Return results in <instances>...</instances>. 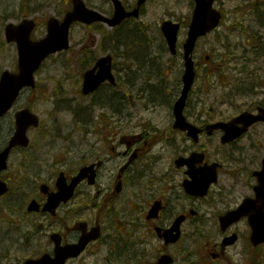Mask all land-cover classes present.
I'll return each instance as SVG.
<instances>
[{"label": "flooded vegetation", "instance_id": "flooded-vegetation-1", "mask_svg": "<svg viewBox=\"0 0 264 264\" xmlns=\"http://www.w3.org/2000/svg\"><path fill=\"white\" fill-rule=\"evenodd\" d=\"M138 1L131 0L127 10H134ZM66 5L65 15L72 2ZM86 6L106 16L113 14L92 0H86ZM139 9L142 16L148 13L149 0ZM180 24L185 38L190 22L183 19ZM145 28L151 30L148 24ZM217 32L220 29L211 36L216 38ZM149 34L147 56L120 63L124 77L119 81L143 105L115 109L108 103L102 107L89 126L78 130V164L71 156L76 147L64 149L66 158L52 157L49 178H45L49 169L41 168L42 183L28 188L22 181V187L12 190L16 192L13 198L0 201H23L9 213L12 248L25 253L26 259L55 258L56 249L64 256L68 248H77L87 239L78 256L68 257L65 264H264V244L252 243L249 217L236 219L234 214L245 200L255 197L258 182L250 175L264 158L263 139L258 138L262 124L251 125L239 140L226 145H217L222 130L209 134L207 128L264 107V55L257 59L259 49L245 48L251 45L250 33L243 44L236 40L231 45L230 55L219 59L215 48L209 54L200 52L207 38L200 39L194 54L199 73L196 88H204L193 90L184 109L188 123L199 130L194 139L190 130L176 128L174 119L183 86V53L164 58L168 46L161 30ZM158 39L165 49L158 48ZM184 41L178 45L180 50ZM209 47L204 45V49ZM219 82L222 85L216 86ZM108 88L104 84L93 97ZM209 91L216 93L214 106ZM107 95L110 100L112 95ZM251 136L258 140L250 158L252 144L247 143ZM5 146L0 145V151ZM191 157L197 159L191 161L192 168L185 163ZM30 158L46 161L39 154ZM22 159L21 168L29 164ZM219 163L215 184L186 186L191 183L188 171ZM83 167L90 168L88 176L73 196L47 207L49 195L68 187ZM43 183L48 185L47 192L41 188ZM32 201L38 210L29 211Z\"/></svg>", "mask_w": 264, "mask_h": 264}, {"label": "rangeland", "instance_id": "rangeland-1", "mask_svg": "<svg viewBox=\"0 0 264 264\" xmlns=\"http://www.w3.org/2000/svg\"><path fill=\"white\" fill-rule=\"evenodd\" d=\"M66 1L67 0H30L27 4L25 0H0V75L5 69L12 72L17 71V48L15 44L13 45L7 43L6 37H4L5 25L13 22L19 23L24 19V17H33L36 15L40 18V14L55 15L65 7ZM93 2L99 6L103 5L107 7V0H93ZM188 2L189 0H156L151 7L153 12L149 19L153 20L155 23L157 18H162V16L167 15L168 11H170L171 14L176 15L178 18L182 15L184 17L189 16V9L185 5H188ZM40 4H43L44 6H40ZM217 4L221 9H226L228 24L231 23L229 19H235V17L239 16L236 15L237 13L234 12V9H243L246 5L244 4V0H218ZM35 7H37V9H41V13L34 12L32 14L31 12ZM223 31H225L227 35L231 33L226 27ZM45 33L46 24L40 23L39 27L33 34V37L35 40L40 39L43 35H45ZM88 33V28L82 25L74 28L73 32H71L72 50L69 51V53H59L58 55H54L44 64L36 76V79L39 82V88L37 87L35 91H24L22 96L16 102L17 104L14 109L7 114L6 118L0 121V143L6 141L8 136L14 132V114L16 111L23 109L24 107H29L35 114L40 116L41 119V126L38 129H32L29 131L30 139L33 141L32 147L34 148L35 144H39L42 156H44L47 152L48 159H51V157L55 154L59 157L66 158L67 156L64 154V149L70 150L71 148L76 147V150L71 156L72 159L77 161L78 158L75 156L78 155L77 151L79 150V140L72 141V135H78L80 127L76 125V121L73 119L72 113L62 111L58 114L54 109L58 108L55 106L56 97L62 96V93L60 92L61 87L65 92L66 99L71 104L73 103L72 106L74 105V102L88 103L90 101L88 99L81 98L80 83L82 81V72L85 67L81 65V56L78 55V50L82 46L83 41L87 45H90L91 43L90 39H88ZM84 38L85 40H83ZM207 41L208 44L209 42L213 43L211 38ZM205 44L206 42H204L201 49H203ZM94 50L95 48L92 49V51ZM163 57L168 58V55H163ZM117 60H119V58H117ZM46 132L49 133L48 136L45 134ZM67 135H70L66 141L67 144L64 142V139V141L54 139L56 136L62 137ZM262 137L264 138V127H262ZM253 153L254 150L248 151L250 158ZM20 158V154L13 155L12 165H10V169L5 175V178L11 177L16 181L19 180L16 175L20 174V180L27 179L30 184H34L36 180L39 181V179H33L35 178V173L41 171V168L45 170L47 167L43 165L41 168L37 167L35 170L27 171L26 176L21 170L17 169V167H19V161L21 160ZM72 166H74V164ZM28 169H33V167ZM48 169L49 172L47 173V177L45 176L46 179L49 178V174H51V168ZM31 175H33V177ZM21 202L22 201L14 203H17V206H20ZM5 208L6 204L0 203V239L3 238L4 234L8 230V226H6L5 223V218L8 216L5 212ZM1 253L2 255L6 254L0 247V255ZM22 257L23 255L16 253L15 256L8 259H4L2 257L0 259V264H16V258L21 259Z\"/></svg>", "mask_w": 264, "mask_h": 264}, {"label": "water", "instance_id": "water-1", "mask_svg": "<svg viewBox=\"0 0 264 264\" xmlns=\"http://www.w3.org/2000/svg\"><path fill=\"white\" fill-rule=\"evenodd\" d=\"M76 1V0H75ZM214 0H196L197 9L194 14V21L191 26V37L189 43L186 45V63H187V71L185 77V90L183 92V100L186 99V95L190 88L192 87V82L194 78L193 73V62L190 59V55L192 54V49L196 43V39L202 34L207 33L214 26H216L221 19L219 13H215L212 10V3ZM77 8L82 6L78 1L76 2ZM115 18L112 20L114 25L121 23L125 17L130 16L131 14H127L125 11L123 12L119 9ZM123 12V13H122ZM75 16L68 15L66 22L63 25H59L58 22L52 20L49 22V36L47 39L33 43L30 39V33L34 29L33 23L30 21H24L20 26L8 25L6 29V37H8L9 42L16 41L19 48V70L20 74H11L10 72H5L2 76L0 83V117L4 116V114L14 105L17 96L20 94V90L26 86H34L33 74L37 70V68L41 65V63L46 59V57L58 50L68 49L69 43V34L68 30L70 25L74 20L81 19L80 15H84L82 8L78 11ZM101 20L100 17H93L88 19L86 22L90 23L92 21ZM163 30L165 32L167 41L170 42L172 49H174L176 44V36H177V27L172 25L171 22L166 23L163 26ZM111 58H104L98 63V66L101 67L102 76L100 77H92L93 71L86 75V83L84 89L87 92L93 91L95 87H97L101 82L104 81L105 78L110 77V66ZM111 78V77H110ZM264 121V112L261 113V116L254 117L251 120V123L255 121ZM38 126V119L35 115L31 114L30 111L24 110L17 113V131L12 139L7 150L0 154V172L1 170L6 168L7 156L12 149V147L21 144L23 146L28 145V139L26 136V132L29 126ZM220 126V125H217ZM216 127V126H215ZM235 136L231 135V132L228 131L226 136L223 138L225 142H229V140L234 139ZM259 180H261V185L257 189L258 199L257 201L264 205V167L263 171L258 174ZM83 180V175L81 174L77 182ZM7 191V187L3 182H0V195L5 194ZM257 216L261 219L264 217L263 214H257L255 216V226L256 232L255 237L257 238V242L264 241V224L262 221L257 220ZM25 264H46L44 260L41 261H27ZM59 264V263H58Z\"/></svg>", "mask_w": 264, "mask_h": 264}]
</instances>
